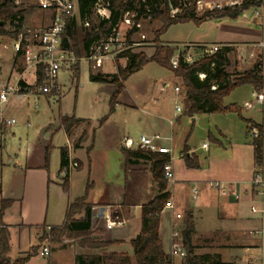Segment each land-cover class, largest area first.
<instances>
[{"label": "rangeland", "instance_id": "1", "mask_svg": "<svg viewBox=\"0 0 264 264\" xmlns=\"http://www.w3.org/2000/svg\"><path fill=\"white\" fill-rule=\"evenodd\" d=\"M239 1L244 2V0ZM48 2L49 0L17 1L19 8L28 9L22 24L23 29L49 24L51 10L44 7ZM244 13H246L248 18L244 20L241 18L238 21L221 19L220 23L216 24V21L211 18L202 25H196L193 22L178 23L169 28L167 33L161 37V41L174 48L176 50L175 55L181 50V52L185 51L189 54L193 61L197 60L201 57L199 54L200 50L198 48L190 49L186 44L197 39L215 41L221 34V29L239 26L240 21L249 24L248 26L251 27L250 23L253 18L250 9L243 11L239 17ZM197 16L200 17L199 15ZM98 19L95 13L91 17L92 22H97ZM160 27L161 23L156 20L145 22L143 24V33L148 37L149 41H153L154 33ZM5 30L9 33L13 31L9 23L6 24ZM260 35L262 37V30H260ZM9 43L8 38H0V88L7 83L16 84L19 78L15 74L10 77L11 69L13 70L11 62L12 52L3 48L4 44ZM234 49V53L230 55L231 64L228 67L229 73L234 76L242 75L252 69L258 62H262L259 56L254 59H247L248 55L246 53L238 51L237 47ZM154 51V45L152 44L138 49L136 52L150 57ZM125 64V62H116L112 66L110 63H106L99 73L117 74L118 66L123 67ZM76 66H79L80 69L79 81L74 74ZM76 66L72 68L64 66L58 74V84L61 86V91H59L57 96L61 99L65 93L61 103L52 96L49 98L40 96L38 98L30 94L31 96L22 97V102L11 105V101L13 102L16 99V95H13L4 110L6 118L17 120L15 126L5 128L4 134L0 135L2 136V139L0 138V179L4 192L7 195L23 196L26 190L24 185L25 187L27 186L24 182V170L35 168L38 165H43L42 169H44V172L46 174L51 173L53 182L58 184L49 186L47 179L45 188H41L42 185H40L38 189V192L43 195L40 217L36 220L40 219L39 222H36L39 225H62L68 205L76 199L85 196L88 189L87 201L96 204L90 233L91 238H101L102 230L106 231L103 220L101 218L97 219L98 215L101 214L102 207H105V211L117 213L121 220H125L127 219V212H129L130 216V207L123 203L124 200H127L126 203L128 201L130 203V199L136 201L146 199L147 196L150 198L157 194L150 163L141 160L138 165H130L128 170L125 171L124 154L118 148L120 140L124 136H131L138 141L144 131L141 123H149L155 116H161L163 129L159 130V132L164 134L172 133L174 135L172 156L174 157L175 165H178L177 160H179V156L185 146H188L185 151L189 150L190 147L200 158L209 159L212 164L225 165L233 160L234 151L232 145H245L248 141L251 142V137L246 135L245 122L235 112L202 114L194 117L186 115L183 103L185 91L182 80L157 63L151 62L145 65L142 70L131 75L126 80L124 84L125 91L123 90L124 93L118 97L112 113L110 112V101L117 87L111 88L91 82L89 65L84 59ZM22 67L23 63L20 62L19 68L22 69ZM262 74L264 75L263 67ZM9 78H11L10 82H8ZM30 81H33L32 77ZM166 84H169L170 87L163 90L162 88ZM175 86H179L181 89L178 96L174 92ZM252 89L248 85L238 87L224 99V105H237L239 107L244 104L247 105L248 102L254 101V91ZM154 98L158 103L153 102ZM181 105L183 112L177 113L176 106ZM262 111L263 107H258L249 112H241V116L253 117L262 123L264 120ZM60 112L87 118L92 123L91 134L87 140V148L77 153V157L83 161L84 167L82 170L74 172L66 187L56 177L60 169V147L67 145V138L64 132H55ZM103 118L106 119L101 123ZM170 120L173 121L172 126L169 124ZM50 124H53L55 129L45 130ZM87 126H89L87 123L78 125L80 128L74 133V137H76V134L80 136L82 132L89 131ZM220 131L227 138L220 135ZM46 135H49V137H46ZM214 138L218 139L220 143L215 142ZM204 143L208 144L209 152H204L201 148ZM47 147H49L48 167L46 166L45 158ZM245 150L244 148L243 152ZM78 165L74 169L77 170L81 167L80 164ZM136 177L139 185L144 188L143 193L137 191L134 186L133 179ZM170 181L172 182V180ZM167 182L169 183V180ZM171 182L170 185L172 184ZM89 185L91 186L90 188ZM26 188L28 189V187ZM191 189L192 185H189L185 194L190 201H193L190 197ZM101 203L112 204L102 205ZM26 204L25 201H21L19 205L13 206L7 213V223L21 225V215L25 213ZM35 228H32V234H30L32 243L33 238L37 236ZM49 232L44 234V240L42 241L48 243L50 251L55 253V257L52 256L53 254L50 257L48 256L49 258L39 257L38 260L40 262H46L51 259L54 264H74V259L79 253H101V250L81 249L78 242L82 238L77 235L63 236L58 242H55L46 239L50 234ZM28 236V230L23 234H19L15 229L13 230V252L26 247ZM32 245L36 248L39 242L37 241ZM43 247L41 246L40 250ZM184 250L187 253L185 247ZM184 259L185 257L182 260Z\"/></svg>", "mask_w": 264, "mask_h": 264}, {"label": "crops", "instance_id": "2", "mask_svg": "<svg viewBox=\"0 0 264 264\" xmlns=\"http://www.w3.org/2000/svg\"><path fill=\"white\" fill-rule=\"evenodd\" d=\"M2 1L3 0H0V2ZM52 17L53 13L51 11V18L48 25H38L35 28L33 27L26 29L47 28L51 24ZM241 18L244 20L247 19L248 16L246 13H244L241 15V17H238L235 20L238 21ZM213 21H216V24H218L220 23L221 19H214ZM251 21L252 22L250 25L252 28L248 26L249 24L240 21L239 26L221 29V34L215 41L197 39L186 45L210 46L214 44H229L233 47V49L237 47L238 51L246 53L248 55L247 59H254L259 56L261 58L262 67L264 70V26L254 22L253 19ZM260 30H262V37L260 35ZM0 38H8L9 41H11L14 36L11 34V32H6L5 34L1 35ZM184 53L185 55L187 54L185 51ZM232 53H234V51ZM11 62L13 70L11 69L10 77L15 74V76H18L21 79L25 87L29 88L34 86L36 83L37 72L34 69L28 70L26 63L21 56L12 55ZM20 62L23 63L22 69L19 68ZM31 77L33 78V81H30ZM79 78L80 75L78 77V81ZM10 80L11 78L8 79V82H10ZM99 84H103L111 88L116 87L114 84L109 83ZM124 91L121 93V95L124 93ZM30 94L38 98L40 96H46L47 98L52 96L57 98L59 103H61L65 97V93L62 95L61 99H59V96L54 94L43 95L35 91L31 93L21 91L16 95V99L13 100V102L11 101V105L22 102L21 98L31 96ZM156 101L157 100L154 98L153 102L158 103ZM239 108H241L242 112H249L257 109L258 107L256 108L254 101H250L247 103V105L244 104ZM63 117H75L79 120V122L74 125L70 133H67L60 125L61 119ZM160 117H153L149 123L142 122L141 127L144 130L142 134L150 133L148 135H160L168 138L167 142L165 143L172 148L173 153L172 144L174 143V135L172 133L164 134L159 132V130L163 129V124ZM243 118L251 120L258 125L261 124L260 121H257L253 117L243 116ZM82 123L89 124V126H87L89 127V131L87 130V132H82V135L80 136L76 134V137H74V133L80 128L78 125ZM91 124V121L87 118H81L77 117L75 114L70 115L60 112L57 122V129L53 128V124H50L49 127L45 129L47 131L55 129V132L63 131L67 138V145L60 147V159L61 149L65 148L68 151L70 160L81 165V167L77 170L70 169L69 181L74 172L80 171L84 167V163L79 157H77V153L80 150L87 148V140L91 134ZM169 124L172 126L173 121L170 120ZM245 125L246 135L250 136L248 131L249 125L246 123ZM3 134L4 128H0V135ZM220 135H223L227 138V136L222 131H220ZM46 137H49V135H46ZM0 138L2 139V136H0ZM125 138L133 139L136 142V140L131 136H124L120 140L118 148L124 154V161H126L127 155L140 150L137 148L136 144L132 149H126L123 145ZM213 140L217 143H220L218 139L214 138ZM186 147L188 146L184 147L179 156V160H177L178 165L174 164V157L172 154L170 155V158L172 159L174 178L172 179V182L169 180L166 191L169 193V200H171L174 204V209H163L161 213L159 235L163 244L164 252L169 257L168 264H182L183 262V257L174 254L173 246L175 243L181 242V240L183 241V231L185 227V221L187 220L188 216H190V220L194 226V232L192 234V245L194 248L193 255L197 257H203L204 264H264V233L262 234V231L264 230V222L260 213H254L252 211L253 207L260 208V201L255 195L252 186V179L257 166L255 162L252 138L251 142L248 141L245 145H232L234 151L233 160L226 163L225 165L212 164L209 159L200 158L190 147L188 152H186ZM244 148L246 149L245 152H243ZM47 149L49 150V147H47L46 150ZM204 152H209V146L208 150H204ZM185 155L195 158L199 165L198 168H188L185 162ZM140 161L141 160H139V162ZM139 162L134 164V166L138 165ZM42 167L43 165H38L35 168L24 170V182L26 183V187H28V189L24 185V189L26 190L23 196L14 194L7 195L2 188L0 179L1 199L11 201V205L4 212L3 223L9 232L10 253L8 256L12 261L24 259V264H54L51 262V259H48L46 262H40L38 260V258L41 257L38 255V253L41 251V246L45 247L48 245L46 241H42L44 240V234H47L50 231L48 228L61 226H52L50 224L39 225V223H36L40 221V219L38 221L36 220L40 217V208L42 207L43 201L42 193L40 194V192H38L40 185H42L41 188H45L47 179L49 186H55V184H57L53 182L52 174H46ZM64 174L65 173L61 172L59 169L58 175L56 176L57 179L62 183H64ZM170 182L172 183L171 185ZM133 183L136 187V190L143 193L144 188L143 186L139 185L137 177L133 179ZM212 183L217 184L218 188H211L210 184ZM189 185H192L190 197L193 199V201H190L185 194ZM222 186L227 191L226 195L221 194ZM157 194H154L150 198L147 196L146 199L136 201L130 199V203L129 201L126 203L127 200H124L123 203L130 207V216L128 219L123 221L122 225H119L111 230H102L103 239L105 241L114 243L107 249L101 250V253L97 252V254H130L132 252L131 241L134 240L141 231L142 205L147 204L149 201L155 198ZM234 194H236V196ZM21 201H25V204L27 203L25 213L24 215H21L22 224L18 225L16 223H7L8 211L13 206L19 205ZM91 204L96 206L94 203ZM101 204L107 205L112 203ZM31 206L33 210L31 209ZM177 215H181V217L177 218ZM34 227H36L35 229L37 236L33 238V243L38 241L40 245H38L36 248L32 245L33 243L30 237V234H32V228ZM14 229L19 234H23L26 230H28L29 239L28 244L26 247H24V249H17V251L13 252L14 248L12 247V236ZM51 254H53L52 256L55 257V253H51L50 251V256ZM74 264H76V259H74Z\"/></svg>", "mask_w": 264, "mask_h": 264}, {"label": "trees", "instance_id": "3", "mask_svg": "<svg viewBox=\"0 0 264 264\" xmlns=\"http://www.w3.org/2000/svg\"><path fill=\"white\" fill-rule=\"evenodd\" d=\"M18 0H3L0 2V36L6 33L5 26L7 23L13 25L14 21L19 18L17 29L11 34L16 37L22 29V24L28 9H21L17 5ZM199 0H170L173 7L181 9V12L174 17L171 16L169 4L166 0H149L152 9V18L161 23V27L155 31L154 53L148 57L143 53L133 54L125 68L119 67L117 74H92L90 80L94 83H109L117 87L110 101V112H114L117 99L125 89L126 80L133 74L139 72L143 67L151 62L157 63L161 67L172 72L180 78L184 86V106L185 114L194 117L202 114H227L237 113L241 119L248 124V130L256 127L261 131V126L247 120L241 116V108L236 105H224V99L235 89L240 86L249 85L254 91L259 92L263 84L262 62H258L252 69L244 74L234 76L229 73L230 54L234 51L233 47L227 46L217 53L210 56H201L192 63L184 61L183 52L179 59L177 68H173L171 60L175 55V49L161 41V37L167 33L169 28L178 23L193 22L196 25H202L208 19H230L235 20L239 15L250 9L252 6L259 4V0H244L241 5L234 8L215 9L212 12H206L202 16L196 15V5ZM95 0H78L79 21L88 20L89 28H83L79 25L77 19L68 21L66 31L63 37L64 48L72 52L77 58L84 57L91 46L97 39L109 33L112 28L121 20L123 14L127 11L137 9L140 14H144L145 5L129 1L124 3L120 0H111V17L109 20H99L92 22L91 17L94 14ZM163 6V10H158ZM158 8V9H156ZM229 45V44H228ZM76 77L80 75L79 66L74 69ZM204 74L205 78L200 79L199 75ZM43 81V68L39 67L36 76V85H41ZM20 87L23 89L24 83L20 81ZM212 87H216L215 90ZM31 88V87H29ZM106 118H103L101 123ZM79 120L75 117H63L61 127L67 133ZM250 134V133H249ZM255 162H261V139L253 141ZM188 152V150H186ZM135 158V159H134ZM139 160H145L150 163V169L153 180L157 188V196L142 205L141 208V231L140 234L131 241L132 254L128 253H104L97 254L83 252L76 257V264H168L169 257L164 252L163 244L159 235L161 213L165 203L169 200L167 190V179L165 177V165L170 162V156L164 154L148 153L143 150H137L127 155L125 161V171L130 165H134ZM185 162L188 168H198L195 158L185 155ZM46 163H49V150L46 151ZM69 164L70 158L67 149H61L60 170L65 173L64 187L69 181ZM79 166V165H78ZM91 186L89 185V188ZM88 189L86 195L76 199L69 204L64 223L58 227H52L50 234L46 239L58 242L63 236L70 237L77 235L82 239L78 242L81 249L88 250H105L114 242L105 241L101 238H91L93 223V209L95 206L87 201ZM0 264H24V259L12 261L9 258L10 244L9 232L3 223L5 210L11 205V201L1 199L0 185ZM129 218V212L126 214ZM188 216L185 221L183 231V244L187 251L182 264H204L203 257L193 255L192 234L194 232L193 223Z\"/></svg>", "mask_w": 264, "mask_h": 264}, {"label": "built area", "instance_id": "4", "mask_svg": "<svg viewBox=\"0 0 264 264\" xmlns=\"http://www.w3.org/2000/svg\"><path fill=\"white\" fill-rule=\"evenodd\" d=\"M124 3L129 1L136 2L137 4L145 5L144 14H140L137 9L127 11L123 14L121 20L112 28V30L105 34L103 37L94 41L88 53L82 57L77 58L72 52L64 48L63 37L66 31L68 21L77 19L79 25L83 28H89L90 22L88 20L79 21V8L78 0H49L44 5L52 11L53 17L51 24L47 28L37 29H21L17 36L12 38L9 44H4L5 50H11L13 56H21L28 70L34 69L36 72L39 67L43 68V81L41 85L32 86L31 88L20 87L21 79L18 78L16 84L11 85L7 83L0 88V128L13 127L17 124V120L14 118H6L4 115L5 106L9 99L13 95H17L19 92H37L43 95L54 94L57 95L61 91V86L58 84V74L64 66L75 67L82 59H84L88 65L92 74L99 73L106 63H110L112 66L116 62H125V66H118L125 68L129 58L133 54H137V50L152 45V41H149L148 37L143 33V24L150 22L152 18V9L149 5V0H120ZM169 4V10L172 17L181 12V9L173 7L170 0H166ZM243 2L239 0H225V1H205L199 0L196 5V15L202 16L206 12H212L215 9L234 8L241 5ZM161 6L158 10H163ZM47 9V10H48ZM252 18L254 22L261 26H264V0H259V4L250 8ZM94 13L99 20H109L111 17V0H95ZM19 18L14 21L12 25L13 31L17 29ZM231 46L228 44H214V45H188L191 49L198 48L201 56H210L224 47ZM232 47V46H231ZM184 52V51H183ZM180 50L171 60L173 68H177L179 65L180 56L183 55ZM184 61L192 63L193 60L189 54L184 55ZM200 79L205 78L204 74L199 75ZM169 84H166L162 89H168ZM213 90L216 87H212ZM176 95H180L181 89L178 86L174 87ZM254 103L258 107H263L264 114V75L263 84L259 92H253ZM176 112H183L181 106H176ZM261 131L252 127L249 131L252 140L261 139V162L257 164L256 170L252 179V186L255 195L260 201V208L253 207L254 213H260L264 222V120L260 124ZM168 138L160 135H148L142 134L138 141H134L130 138H125L123 145L126 149H132L134 145L137 148L148 153L164 154L170 156L172 154V148L168 146ZM202 149L208 150V144H202ZM78 167V163L70 160L69 170ZM165 177L167 180H172L173 166L172 159L165 165ZM211 188H218L217 184H210ZM221 194L226 195L227 191L221 187ZM236 196V194H234ZM164 209H174V204L171 200H168ZM94 217V209H93ZM181 215H177L180 218ZM103 220L106 230H111L119 225L123 224L124 220H121L117 213H111L104 211L103 215H98L97 219ZM51 229L50 227L48 228ZM264 230L262 231V234ZM177 236V235H176ZM174 254L180 257H185L186 252L184 250L183 241L177 242L173 246ZM41 257L50 256L49 246H45L39 252ZM254 264V263H245Z\"/></svg>", "mask_w": 264, "mask_h": 264}, {"label": "water", "instance_id": "5", "mask_svg": "<svg viewBox=\"0 0 264 264\" xmlns=\"http://www.w3.org/2000/svg\"><path fill=\"white\" fill-rule=\"evenodd\" d=\"M3 24H4V22H1V23H0V25H3ZM104 211H105V207H102V208H101V215H103V212H104Z\"/></svg>", "mask_w": 264, "mask_h": 264}]
</instances>
